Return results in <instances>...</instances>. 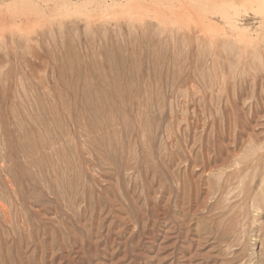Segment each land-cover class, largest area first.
Returning a JSON list of instances; mask_svg holds the SVG:
<instances>
[{"label":"rangeland","instance_id":"rangeland-1","mask_svg":"<svg viewBox=\"0 0 264 264\" xmlns=\"http://www.w3.org/2000/svg\"><path fill=\"white\" fill-rule=\"evenodd\" d=\"M9 1L0 264H264V15Z\"/></svg>","mask_w":264,"mask_h":264},{"label":"bare ground","instance_id":"bare-ground-1","mask_svg":"<svg viewBox=\"0 0 264 264\" xmlns=\"http://www.w3.org/2000/svg\"><path fill=\"white\" fill-rule=\"evenodd\" d=\"M55 1H59V0H52V2H47V4H53L54 7H51V5H45V6H49V10H50V7H51V10L52 11H55V9H58L59 5L56 4L57 2ZM71 1V0H70ZM94 1V0H93ZM92 0H77L76 2H74L73 4L70 3V6L73 5V9H76V8H79V7H82L83 8V11L88 10V8L91 6H94V3H93ZM99 1H102V0H99ZM98 1V2H99ZM106 0H104L105 2ZM116 1V0H114ZM127 1V0H126ZM124 1V2H126ZM132 1V0H131ZM128 0L129 3H124L123 0L122 2L124 4H127V6H123V8L125 7V9H128V7H131L134 9V10H139V8L141 9V4H145L147 5V7H151L153 9V13H156V14H153V15H157V18L158 16H161L163 13H162V10L165 9V8H162L160 7V3L159 2H163V3H171V5H173V7H176L178 4H181L183 6V9L184 12L183 13H180L179 11H175L176 12V15H177V18H179L180 20H182L183 18V15H193L195 16L197 19H199L201 22L200 24L205 26L208 30H213V28L215 27L214 24L212 26V24H210L209 21H207V18L205 19V17L203 16V13L201 12L202 9H205L206 11H209V12H214V13H217V14H221L223 16H225L226 18H233V15H236V16H239L241 15L242 12H252V14L256 15H264V0H185L188 4L187 5H184L182 2L184 0H150V2L148 3L147 0L144 1V0H140V1H135L133 0L131 5H130V2ZM66 2V1H65ZM64 2V4L62 5H66ZM97 2L96 5H98L99 3ZM110 2V1H109ZM108 2V3H109ZM179 2V3H178ZM60 3V1H59ZM103 3V2H101ZM100 3V4H101ZM112 3V2H111ZM110 3V4H111ZM122 3V4H123ZM162 3V5H163ZM5 4V3H3ZM21 5V4H28L30 6H32V8H35V9H41L42 11L45 9L43 7V5L40 3H38L37 1L35 0H10L9 2H7V5H11V6H15V5ZM113 4H116V2H113ZM120 4V5H122ZM129 4V5H128ZM2 5V4H0ZM58 5V6H57ZM68 5V3H67ZM66 5V6H67ZM104 5V4H103ZM103 5H99L100 7L103 6ZM69 6V5H68ZM110 6V5H107V7ZM112 6V5H111ZM96 7V6H94ZM99 7V8H100ZM117 7H118V4H117ZM121 7V6H120ZM163 7V6H162ZM44 8V9H43ZM47 8V7H46ZM69 7H67L68 9ZM91 8V7H90ZM97 8V7H96ZM62 9H64V7L62 6ZM114 9H116V7H114ZM120 9V8H118ZM175 9V8H174ZM103 10V9H102ZM104 10L107 11V9L105 8ZM111 10V9H110ZM113 10V8H112ZM182 10V11H183ZM65 11V10H64ZM68 11H71V10H68ZM121 11L123 12V9H120V13ZM131 11L128 9V12ZM133 11V10H132ZM140 13H141V10H139ZM155 11V12H154ZM164 11V10H163ZM166 11V9H165ZM45 12V11H44ZM50 12V11H49ZM82 12V11H81ZM87 12V11H86ZM127 12V13H128ZM135 12V11H134ZM166 12V15L169 14L168 16H172L170 15V12L167 10ZM53 13V12H52ZM51 13V14H52ZM113 13H117L116 12H113ZM119 13V14H120ZM146 13V12H145ZM129 14V13H128ZM142 14V13H141ZM140 14V15H141ZM147 14V13H146ZM151 14V13H150ZM87 15V14H86ZM115 15V14H114ZM135 15V14H134ZM138 15V14H137ZM165 14L164 16L167 17ZM50 16V15H49ZM93 16V15H92ZM91 16V17H92ZM132 16V15H131ZM143 16V15H141ZM94 17V16H93ZM164 17V18H165ZM156 18V19H157ZM160 18V17H159ZM164 18H161V19H164ZM171 18V17H169ZM159 19V20H161ZM168 19V18H167ZM165 20V19H164ZM170 20V19H169ZM168 20V21H169ZM6 21V20H5ZM167 21V20H165ZM172 21V19H171ZM177 21V20H176ZM183 21V20H182ZM181 21V22H182ZM180 23V22H179ZM184 23H185V19H184ZM7 24V23H6ZM13 24V23H12ZM2 25H4L3 23V19L2 17L0 16V27H2ZM165 25V23H164ZM175 25V23H174ZM217 26V24H216ZM171 27V26H170ZM172 28V27H171ZM173 29V28H172ZM221 29V28H220ZM207 31V30H206ZM202 32V31H201ZM208 33V32H207ZM225 36V35H223ZM243 36V35H242ZM244 36H245V33H244ZM256 37V36H255ZM229 38V36H228ZM232 39V38H231ZM234 39V38H233ZM247 40V39H246ZM236 41V40H235ZM249 41V40H248ZM251 41V40H250ZM243 42V41H242ZM252 42V41H251ZM248 43V42H247ZM251 45V44H250ZM248 46V45H247ZM253 47V46H252ZM257 50V49H256ZM256 153V152H255ZM243 163V162H242ZM243 170V169H242ZM255 180V179H254ZM254 182V181H253ZM252 182V183H253ZM260 182H261V186H262V195L264 196V173H262L261 175V178H260ZM240 183V182H239ZM245 185V184H244ZM255 185V184H254ZM243 188V187H242ZM245 200V199H244ZM225 205V204H224Z\"/></svg>","mask_w":264,"mask_h":264}]
</instances>
